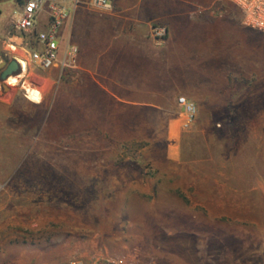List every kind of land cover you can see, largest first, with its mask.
Masks as SVG:
<instances>
[{"label":"rangeland","instance_id":"rangeland-1","mask_svg":"<svg viewBox=\"0 0 264 264\" xmlns=\"http://www.w3.org/2000/svg\"><path fill=\"white\" fill-rule=\"evenodd\" d=\"M18 4L0 0V62H27L8 97L0 79V264H264V33L237 9L220 83L190 99L184 127L178 88L198 98L205 69L166 68L159 51L136 100L117 99L96 91L101 69L30 63V38L8 36ZM30 79L40 105L25 96Z\"/></svg>","mask_w":264,"mask_h":264},{"label":"crops","instance_id":"crops-1","mask_svg":"<svg viewBox=\"0 0 264 264\" xmlns=\"http://www.w3.org/2000/svg\"><path fill=\"white\" fill-rule=\"evenodd\" d=\"M79 1L80 5L71 9L69 19L60 31V46L70 43L78 47L75 70L101 69L102 81L96 91L112 94L121 100H136V83H140L136 76L144 67L149 69L148 78H155L159 51L164 53L166 68L205 69L203 79L196 84L200 96L193 95L194 88L189 83L178 88L180 96L195 99L200 105V99L208 97L220 83L221 45L225 39L229 45L230 36L235 37L237 32V8L229 1L113 0L111 9L105 12L94 9L91 0ZM18 7L19 4L15 9ZM47 24V17L41 16L36 32L45 31ZM155 24L166 27L168 33L166 42L159 48L149 35ZM0 42L5 43L2 36ZM114 68H117L116 80L110 78L113 75L110 69ZM151 68L154 70L152 74ZM109 82L122 87L116 92L105 86ZM9 86L8 81L5 86L1 84L4 97L9 96ZM29 86V90H33L41 83L30 79ZM41 100L31 102L40 105Z\"/></svg>","mask_w":264,"mask_h":264},{"label":"built area","instance_id":"built-area-1","mask_svg":"<svg viewBox=\"0 0 264 264\" xmlns=\"http://www.w3.org/2000/svg\"><path fill=\"white\" fill-rule=\"evenodd\" d=\"M227 1L240 11L244 26L264 33V0ZM112 2L113 0H91V6L105 12L111 9ZM79 5V0H21L19 7L11 14V31L8 36L15 37L12 35L16 33L30 38L27 41L20 39V45L25 46L24 51L29 55V62L41 70L75 69L79 54L78 47L70 43L61 47L59 37L61 29L69 19L71 9ZM43 15L47 17V29L36 32V26ZM149 35L155 43L161 44L166 40L167 29L160 24H155L151 27ZM176 104L183 118V126L188 127L197 115L196 104L185 96H178ZM8 184V179H0V202L7 192ZM70 264L82 263L71 261ZM108 264L138 263L114 258L110 259Z\"/></svg>","mask_w":264,"mask_h":264},{"label":"water","instance_id":"water-1","mask_svg":"<svg viewBox=\"0 0 264 264\" xmlns=\"http://www.w3.org/2000/svg\"><path fill=\"white\" fill-rule=\"evenodd\" d=\"M0 79L2 80V85L5 86V82L11 77H16L22 71L20 63L16 59H12L8 63L0 62Z\"/></svg>","mask_w":264,"mask_h":264},{"label":"bare ground","instance_id":"bare-ground-1","mask_svg":"<svg viewBox=\"0 0 264 264\" xmlns=\"http://www.w3.org/2000/svg\"><path fill=\"white\" fill-rule=\"evenodd\" d=\"M12 49L15 50V48L13 46H12ZM18 61H19L20 65H21L22 72L25 74L26 71H27V62H26V60L24 58H22V57H18ZM8 83L10 85H15L17 83V77L9 78L8 79ZM26 96H27V98L30 101H32L34 103H38L41 100V94L37 90H29V89H27L26 90Z\"/></svg>","mask_w":264,"mask_h":264}]
</instances>
